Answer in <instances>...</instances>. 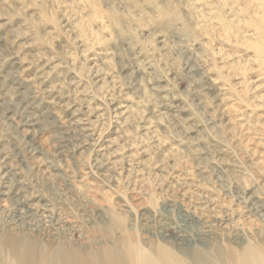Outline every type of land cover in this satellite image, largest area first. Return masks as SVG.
I'll use <instances>...</instances> for the list:
<instances>
[{
	"label": "rangeland",
	"instance_id": "1",
	"mask_svg": "<svg viewBox=\"0 0 264 264\" xmlns=\"http://www.w3.org/2000/svg\"><path fill=\"white\" fill-rule=\"evenodd\" d=\"M263 206L264 0H0V229L243 245Z\"/></svg>",
	"mask_w": 264,
	"mask_h": 264
},
{
	"label": "bare ground",
	"instance_id": "2",
	"mask_svg": "<svg viewBox=\"0 0 264 264\" xmlns=\"http://www.w3.org/2000/svg\"><path fill=\"white\" fill-rule=\"evenodd\" d=\"M174 15L177 16L176 14H174ZM195 64H197V63H195ZM210 87H212V86H210ZM221 94H224V93H221ZM224 98H226V97H224ZM220 99H222V98H220ZM23 101L24 100H22V102ZM215 102H216V100H215ZM50 103H52V102H50ZM218 103H216V104H218ZM225 103H226V101H225ZM29 105L30 104H28V106ZM220 105H221V103H220ZM119 106H118V109H119ZM120 107L122 108V106H120ZM124 107H126V106H124ZM166 107H168V106H166ZM212 108H214V107H212ZM87 110H88V108H87ZM123 110H125V109H123ZM128 110H129V107H128L127 111ZM76 111H78V110H76ZM118 112H119V110H118ZM221 112H223V111H221ZM121 113H124V112L122 111ZM159 114H160V112H159ZM221 114H223V113H221ZM74 115H75V113H74ZM226 116H227V114H226ZM184 125H186L185 122H184ZM147 127H146V129H147ZM193 127H191V128H193ZM149 128L150 129H148V130L150 131L151 127H149ZM190 131H192V129H190ZM91 134H88V135L90 136ZM219 152H220V150H219ZM10 185H12V184H10ZM12 187H14V186H12ZM20 188H21V186H20ZM27 198H28V196H27ZM30 206L33 208H37V205L34 203H31ZM40 208H41V206H40ZM59 212L61 213V211H59ZM54 214H55V212H54ZM56 214H58V212ZM25 215H26V213H25ZM43 215H45V214H43ZM112 215H114V213H112ZM185 215H187V214H185ZM43 219H45V218H43ZM162 219H163V217H162ZM162 219L159 218V220H162ZM148 220H149V218H148ZM199 220H200V218H199ZM120 221H122L121 218H117L114 216V220L111 224L113 225L116 222H120ZM159 222H157V223H159ZM54 223H56V222H54ZM145 223H147V222H145ZM165 224H166V222H165ZM37 225H39V224H37ZM72 225H73V223H72ZM12 226H14V225H12ZM20 226H21L20 224H16V226H15L16 228H13V229L12 228H9L8 230H4L3 228L0 229V264H264V241H262V242H247L243 245L221 246L218 244H214V243H212V241L210 242L207 239V237L209 236V234L211 233V230H212V229L211 230L208 229L207 227L204 230L200 231V236H201L202 240H204V242H202L201 245H199V246L198 245L174 246V245H165V244H161V243H154V244L150 243L148 245H144L141 242L134 240L133 237L130 238L127 235H119L117 237H106V236H100L101 234L98 236L86 235L83 237V243L82 244H76V243H72L70 241V239L68 238V233L65 232L66 230H64L62 228V226H59L58 228L56 226L55 227L56 229L54 230L53 233L50 234L51 237L48 239L42 238L40 235H38L35 232H27L25 229H24L25 231L20 230ZM211 226L213 227V225H211ZM46 227L44 226V228H46ZM49 228H50V226H49ZM155 228H156V226H155ZM50 232H52V230ZM186 232L188 234V231H186ZM227 232H228V230H227ZM88 234H89V232H88ZM228 236H229V234H228ZM201 238H199V239L201 240Z\"/></svg>",
	"mask_w": 264,
	"mask_h": 264
}]
</instances>
